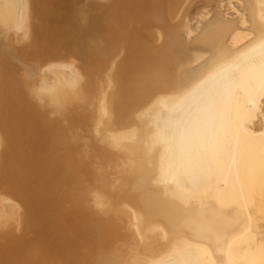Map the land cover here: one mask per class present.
Segmentation results:
<instances>
[{"label":"bare ground","instance_id":"bare-ground-1","mask_svg":"<svg viewBox=\"0 0 264 264\" xmlns=\"http://www.w3.org/2000/svg\"><path fill=\"white\" fill-rule=\"evenodd\" d=\"M7 206L0 264H264V0H0Z\"/></svg>","mask_w":264,"mask_h":264},{"label":"rangeland","instance_id":"rangeland-1","mask_svg":"<svg viewBox=\"0 0 264 264\" xmlns=\"http://www.w3.org/2000/svg\"><path fill=\"white\" fill-rule=\"evenodd\" d=\"M74 29V30H73ZM74 31H75V27H73V28H68L67 30H66V33L65 34H63V36L64 37H67V38H70V37H72V38H74L72 35L73 34H75L74 33ZM69 43L71 42V41H68ZM58 43H60V42H56V44H58ZM79 63V62H78ZM77 63V64H78ZM86 171V170H85ZM85 173V172H84ZM98 173V172H97ZM110 177H112V176H106V177H101V179H108V178H110ZM6 186V185H5ZM5 186H3V187H5ZM3 187H1L2 188V190H4L3 189ZM62 191V190H61ZM37 193H41V191H38ZM60 194H62L61 192H60ZM46 205H48V201H46ZM9 206V205H8ZM8 206H7V208H1V210H0V227H1V229H2V227H4V228H8V226H9V228H11L12 226L11 225H13V224H15L14 222H12L11 220H10V218L12 217V209L11 208H9L8 209ZM8 209V210H7ZM7 210V211H6ZM3 211H4V213H3ZM10 212L11 213V215H10V213H7V212ZM48 211V210H47ZM48 213V212H47ZM9 216H8V215ZM49 214V216L51 215V213H48ZM5 215H6V217H5ZM3 217V218H2ZM9 217V218H8ZM5 218L6 219H8V220H5ZM103 220V219H102ZM102 220H101V223H102ZM5 222V223H7V221H8V223H10L9 225H7V224H5V223H3V222ZM1 222L5 225H3V224H1ZM13 224H12V223ZM59 222L61 223L60 225H58L59 223H57L56 222V224H57V226L56 227H52V228H60L61 226H62V228H64V229H61L62 231H61V233H62V235H60V236H58V239L60 238V239H69V240H77V241H79L80 239H78L77 238V233H76V229H74L69 223H66L65 225L63 224V220H61V219H59ZM67 224H68V226L69 227H66L67 226ZM52 225H55V224H53L52 223ZM7 226V227H6ZM65 226V227H64ZM72 228V229H71ZM73 229H74V231H73ZM104 229H105V227H104ZM103 229V230H104ZM111 230H112V228H110ZM66 231H68V232H66ZM26 235H25V237H29V236H32V233H29L28 234V232H27V230H25V231H23ZM72 232V233H71ZM73 232L75 233V235H72L73 234ZM112 232V231H111ZM16 234V233H15ZM14 234V235H15ZM16 235H18V234H16ZM72 235V236H71ZM62 236V237H61ZM64 236V237H63ZM74 237V238H73ZM11 238V237H10ZM72 238V239H71ZM6 241L8 240V236H7V239L6 238H4ZM56 240V239H55ZM56 256H58V255H56ZM59 256H61V255H59ZM62 259H60V262L62 263V264H68V263H70V261L68 260V257H67V255L66 254H64V257H61ZM60 262H59V264H60Z\"/></svg>","mask_w":264,"mask_h":264}]
</instances>
